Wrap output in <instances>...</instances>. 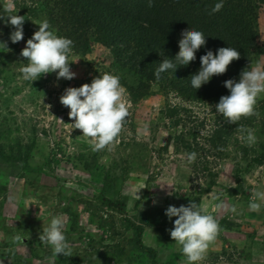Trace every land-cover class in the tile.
I'll return each instance as SVG.
<instances>
[{
	"label": "rangeland",
	"instance_id": "1",
	"mask_svg": "<svg viewBox=\"0 0 264 264\" xmlns=\"http://www.w3.org/2000/svg\"><path fill=\"white\" fill-rule=\"evenodd\" d=\"M53 7L47 0H0V12L25 17L17 43L9 40L14 28L0 22V42L8 48L0 49L6 51L0 53V264H49L51 248L38 237L53 216L64 222L72 248L70 256L57 254L55 264H185L169 235L175 217L169 220L164 213L189 200L220 226L202 264H264V206L248 210L254 191H264V159L253 163L254 153L239 148L253 149L264 140V96L251 116L256 144L231 141L212 175L202 174L186 163L184 151H176L175 130L160 114L165 98L159 86L152 84L140 97L130 93L127 87L136 79L114 64L110 49L97 39L89 36L73 45V79L58 80L54 72L33 82L20 78L26 63L20 52ZM256 22L250 67L264 68V4ZM105 72L120 77L130 114L117 142L93 152L90 138L72 129L59 97ZM214 194L237 204V212L215 209ZM135 225L153 258L136 246ZM17 234L24 244L14 243Z\"/></svg>",
	"mask_w": 264,
	"mask_h": 264
},
{
	"label": "trees",
	"instance_id": "2",
	"mask_svg": "<svg viewBox=\"0 0 264 264\" xmlns=\"http://www.w3.org/2000/svg\"><path fill=\"white\" fill-rule=\"evenodd\" d=\"M49 2L54 7L48 21L57 33L70 38L73 45L85 43L91 36L110 49L114 64L136 79L135 85L127 87L130 93L140 97L152 84L159 86L165 98L160 114L169 129L175 130L176 151L197 153L193 168L198 167L200 173L211 176L212 166L224 156L229 143L241 141L239 125L252 128L251 116L229 124L216 113L214 105L221 96L228 95L224 81L238 80L240 72L251 65L257 48L256 12L264 0H224L221 10L214 14L211 8L218 0H154L151 7L146 0ZM191 29L205 36V45L195 53L196 59L176 72L163 73L157 81L153 73L158 63L165 57L174 58L181 33ZM221 47L236 48L239 59L232 61L224 74L214 75L208 83L193 89L191 75L200 67V56L208 50L215 54ZM172 98L177 102H171ZM239 148L244 154L254 153L253 163L260 164L264 159V140L253 149ZM133 229L136 246L153 258L154 250L141 245L142 228L135 225ZM160 232L167 236L165 231Z\"/></svg>",
	"mask_w": 264,
	"mask_h": 264
},
{
	"label": "clouds",
	"instance_id": "3",
	"mask_svg": "<svg viewBox=\"0 0 264 264\" xmlns=\"http://www.w3.org/2000/svg\"><path fill=\"white\" fill-rule=\"evenodd\" d=\"M146 2L147 6L151 7L154 0H146ZM223 5L224 0H218L211 8V13L218 12ZM24 20V16L16 13L5 15L0 12V22H6L14 28L9 36L11 43H17L23 38ZM204 45L205 36L201 31L192 29L183 31L178 41V53L174 58L165 57L158 63L153 73L155 79L158 81L163 73L170 70L176 72L180 66H188L196 59L197 50ZM0 49L8 51L5 42H0ZM2 52L6 51H0ZM73 54V41L57 35L48 20L42 19L38 23V30L26 41L25 47L20 52V56L26 61L19 69L20 78L33 82L43 75L54 72L58 80L73 79L75 73L70 70V64L73 62H69V57ZM239 57L240 53L234 47H221L215 54L211 50L206 51L199 58L198 71L191 75V87L197 90L208 83L214 75L224 74L228 65ZM223 86L228 90V95L221 96L214 105L216 113L229 124H236L241 118L256 116L257 100L264 96V68L259 65L245 68L240 72L238 80L228 79L224 81ZM59 102L69 109L68 116L73 121L70 124L72 129H79L82 136L90 138L93 152L110 148L117 142L126 118L130 114L131 106L126 98V89L120 83V77L108 72L94 77L89 84L65 89L59 97ZM238 131L241 141L245 144L248 146L256 144L254 129L239 125ZM185 155L186 163L189 165L197 157L195 152ZM212 199L215 201V209L229 213L237 212V204H225L216 194ZM262 206H264V191L256 190L248 202V210L258 212ZM164 214L169 220L175 217L169 235L179 248L185 264H202L210 245L219 234L218 220L212 214L202 213L198 204L191 200L187 206L169 205ZM64 228L62 219L53 216L38 237L41 243L51 248L49 264H55L57 254L63 257L71 255L72 248ZM13 241L24 244L19 234L13 236Z\"/></svg>",
	"mask_w": 264,
	"mask_h": 264
}]
</instances>
